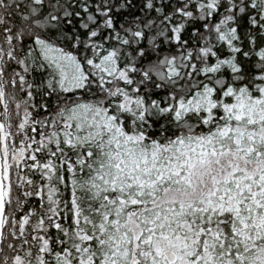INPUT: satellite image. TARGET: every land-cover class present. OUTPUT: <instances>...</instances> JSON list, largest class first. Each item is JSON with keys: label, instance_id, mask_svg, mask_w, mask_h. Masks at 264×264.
Wrapping results in <instances>:
<instances>
[{"label": "snow or ice", "instance_id": "1", "mask_svg": "<svg viewBox=\"0 0 264 264\" xmlns=\"http://www.w3.org/2000/svg\"><path fill=\"white\" fill-rule=\"evenodd\" d=\"M0 264H264V0H0Z\"/></svg>", "mask_w": 264, "mask_h": 264}]
</instances>
